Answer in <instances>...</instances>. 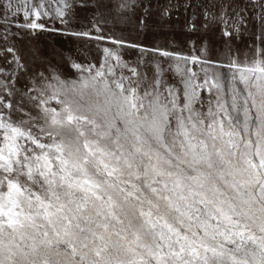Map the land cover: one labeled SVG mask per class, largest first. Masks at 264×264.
<instances>
[{
  "label": "snow or ice",
  "instance_id": "1",
  "mask_svg": "<svg viewBox=\"0 0 264 264\" xmlns=\"http://www.w3.org/2000/svg\"><path fill=\"white\" fill-rule=\"evenodd\" d=\"M43 8L25 26L58 31L36 22ZM104 53L94 75L73 64L89 77L43 108L38 132L0 118V264H264V49L222 65L243 88L189 77L183 102L159 72Z\"/></svg>",
  "mask_w": 264,
  "mask_h": 264
},
{
  "label": "rangeland",
  "instance_id": "2",
  "mask_svg": "<svg viewBox=\"0 0 264 264\" xmlns=\"http://www.w3.org/2000/svg\"><path fill=\"white\" fill-rule=\"evenodd\" d=\"M9 2L11 8L6 7ZM41 3L42 12L48 14L36 22L45 29L58 31L25 26L35 17L25 18L24 12H31ZM66 3L71 7L65 8L61 0H27V3L0 0V118L4 122L38 132L44 124L43 108L60 111L62 105L58 100L72 95L65 92L68 83L79 84L89 77V71L77 70L73 64L85 69L93 66L94 75L105 61V48L117 52L121 61L137 68L142 77L151 80L159 72L165 87L176 89L181 102L184 81L189 77L194 83L203 84L205 79L219 74L225 96L229 87L243 88L238 82L233 84L232 70L222 65L229 64L231 59L241 62L246 57L251 59L257 49H264V0H66ZM57 8H64L66 23L57 15ZM82 32H89L90 36L70 34ZM163 52L171 55L164 56ZM116 71L117 78L121 72L131 75L127 69ZM54 76L59 80L53 79ZM59 81L66 83L62 87ZM41 90L45 93L43 97ZM197 91L202 104L194 107L207 113L217 90L204 87ZM54 93L58 99H49ZM41 99L47 100V105L41 104ZM43 142L51 140L44 136ZM20 143L35 148L27 141Z\"/></svg>",
  "mask_w": 264,
  "mask_h": 264
}]
</instances>
